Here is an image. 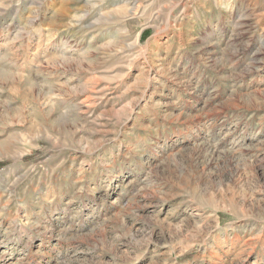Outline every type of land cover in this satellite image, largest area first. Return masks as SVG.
<instances>
[{
	"label": "rangeland",
	"instance_id": "1",
	"mask_svg": "<svg viewBox=\"0 0 264 264\" xmlns=\"http://www.w3.org/2000/svg\"><path fill=\"white\" fill-rule=\"evenodd\" d=\"M0 264H264V0H0Z\"/></svg>",
	"mask_w": 264,
	"mask_h": 264
}]
</instances>
